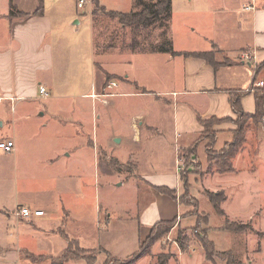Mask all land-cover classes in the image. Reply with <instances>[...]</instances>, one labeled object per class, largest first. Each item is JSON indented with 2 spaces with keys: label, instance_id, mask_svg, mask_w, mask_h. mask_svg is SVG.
<instances>
[{
  "label": "crops",
  "instance_id": "crops-1",
  "mask_svg": "<svg viewBox=\"0 0 264 264\" xmlns=\"http://www.w3.org/2000/svg\"><path fill=\"white\" fill-rule=\"evenodd\" d=\"M97 1L106 12L117 11L108 10L102 0ZM203 1L204 15L213 19L211 32H203L204 36H200L204 43L199 49L179 48L170 31L171 18L167 38L178 54L171 56L158 51L133 50L131 43L125 44L126 40L134 39L130 28L111 20L110 35H101L103 44H97L96 48L93 32L95 26L99 27L103 21L98 12L92 14L91 7L79 14L66 8L47 10L44 6L42 15H39L36 13L39 0H13L14 7L28 16L10 17L7 14L0 18V127L6 129L0 142L11 140L15 143L12 157L17 163L26 143H33L38 132L42 134L50 126L57 133H62L67 127L73 132L55 151L50 152L46 148L41 152L43 149L38 147L31 148L27 154L30 161L29 165L25 163L27 166L39 164L63 169L54 175L46 173L47 176L42 178L40 185L43 188L40 190L46 195V202L51 203L56 189L63 207L74 209L85 205L81 197L75 196L78 186L74 179L85 175L86 171L90 173L92 161L94 166H99L100 147L101 153L111 154L124 147L143 152L155 143L167 144L169 140L163 122L167 110L172 114L170 125L175 139L178 171L156 178L145 176L144 180L147 179L153 190L170 188L179 198V188L185 191L182 181L185 167H181L180 151L188 149L204 131L199 119H233L236 115L231 105L233 91H246L248 94L241 100L243 111L248 115L255 113L254 95L250 91L255 76L254 64L264 59V0ZM131 2V8L126 12L138 10L135 0ZM252 4L254 10H244ZM173 10L172 3L171 16ZM159 34L152 36L151 41L158 42ZM215 49L233 63L215 68L203 58L183 55ZM246 51L255 53L256 60L252 66L239 59ZM182 70L184 77L181 76ZM112 82L117 86L108 90L107 86ZM41 87L46 89V95L40 93ZM108 98H146L152 112L133 115L126 128H114L111 123L112 133L103 135L104 140L96 145L87 128L84 130L82 126L91 121L98 129V121L100 125L108 122L109 108L115 109L116 103H120L113 99L111 107ZM41 101L46 104L44 107L40 106ZM115 112L117 115L112 121L119 123L121 112L116 109ZM220 129L230 132L226 127L215 130ZM78 138L83 141L80 145L76 142ZM150 181H160L161 185H153ZM33 205L16 202L15 210L28 207L33 211L43 210L44 215L17 218L13 214L15 211L11 216L5 212V206L0 208V256L5 258L12 253L17 254L20 264H37L28 256H53L57 244L54 238L57 232L51 227L53 220L47 216L44 207L37 206L36 201ZM64 211L69 218L71 209ZM11 217L15 218L17 225L14 229L8 226ZM67 223L61 224L64 230H58L64 240L65 235L69 239L71 237L65 232L70 230ZM72 239L80 242L76 237ZM67 245L68 240L63 245L65 252ZM24 253H27L26 258L22 257ZM18 260H15L17 264ZM0 264H4L2 260Z\"/></svg>",
  "mask_w": 264,
  "mask_h": 264
},
{
  "label": "rangeland",
  "instance_id": "rangeland-1",
  "mask_svg": "<svg viewBox=\"0 0 264 264\" xmlns=\"http://www.w3.org/2000/svg\"><path fill=\"white\" fill-rule=\"evenodd\" d=\"M42 1L47 10L66 8L81 14L91 7L92 14H101L103 22L99 27L95 26L93 32L96 48L97 44H103L101 35H110V20L119 25L118 20L105 16L101 12L102 8L92 0L84 10L77 8L76 0ZM102 1L108 10L126 12L132 6L131 0ZM147 2L151 4L156 0ZM172 2L174 10L170 31L176 38V46L199 49L204 43L200 36H204L203 32H211L210 23L213 21L204 15V1ZM259 3L260 1L258 5ZM14 6L13 0H0V18L10 15L12 9L13 12L20 11L13 8ZM164 30L167 31V22L159 21L144 32L146 35L150 33L155 36ZM139 34L140 38L143 37V31ZM159 39L156 38V41H160ZM126 43L132 42L126 40ZM211 55L218 65L233 63L218 49L213 50ZM255 72L259 74L257 83L261 82L264 77V59L255 62L253 74ZM181 76L184 77L183 70ZM113 99L108 98L110 104ZM114 101H120L115 106L122 116L119 123L112 121L117 114L115 109L109 108L111 112L106 117L108 122L104 121L100 125L98 121V129L91 121L82 126L84 130L87 128L96 145L104 140L103 135L109 136L112 133V124L114 128H126L133 115L152 112L146 98H115ZM45 105L43 101L40 102V106ZM167 113L163 120L169 140L167 144L155 143L143 152L124 147L111 154L101 153L100 147L99 166H94L92 161L90 173L86 171L85 175L81 174L74 179L78 186L75 196L85 201L84 206L74 209L62 206L56 189L52 193L51 203L46 202V195L40 190L43 188L40 184L42 178L47 176L46 173L54 175V172L63 170L61 167L48 168L39 164L27 166L30 164L27 154L31 148L39 147L43 149L41 152L46 151V148L50 152L55 151L56 147L65 143L66 136L73 134L68 127L62 133H57L53 126L44 129L42 134L38 132L35 140H32L33 143H26L17 163H14L13 153H5L0 149V208L5 206V212L12 216L16 202L34 206L36 201L37 206L46 209L47 216L53 220L51 227L57 232L54 237L57 244L53 256H33L37 264H63L59 257L65 252L66 247L63 245L67 240H64L62 232L58 230H64L61 224L66 222L70 230L65 232L71 236L70 239L78 238L80 247L87 248V252L80 253L79 258L67 261L66 264H104L107 253L124 262L132 258L139 249H144L146 254L134 264H159L158 258L167 259L166 264H264V116L258 120L251 117L244 119L246 143L233 161L232 166L235 169L232 173L218 172L219 163L224 158L220 150L223 141L228 138H222L218 142L220 145L213 144L212 132L219 127H226L230 131L237 130L240 125L237 114L233 119L209 120L207 128L204 127V131L196 139L200 148L198 152L192 149L193 144L180 151L181 167H185L187 179L192 184L190 195L184 198L185 204H182L159 193L157 189L153 190L147 179L144 180L145 176L156 178L160 175H173L178 171L175 139L170 125L172 114L168 110ZM220 131L223 130H217ZM5 132L6 129L0 127V141L4 139ZM76 142L80 145L83 141L78 138ZM192 151H195V156L191 155ZM159 182L150 181L156 186L161 185ZM209 193H216L214 203L211 202ZM183 194V190L179 188L178 196L181 198ZM30 199L32 200L29 201ZM62 200L68 203L64 198ZM215 203L219 207L217 210L214 208ZM70 209L68 218L64 210ZM11 219L8 220V226L17 227L15 218ZM167 220H175L172 229L156 237L154 243H144L151 233V227L157 222ZM203 239L214 244L215 254L211 260L205 258ZM26 255L24 253L22 257L26 258ZM18 259V255L13 253L5 258L0 256L4 264H17L15 260Z\"/></svg>",
  "mask_w": 264,
  "mask_h": 264
},
{
  "label": "trees",
  "instance_id": "trees-1",
  "mask_svg": "<svg viewBox=\"0 0 264 264\" xmlns=\"http://www.w3.org/2000/svg\"><path fill=\"white\" fill-rule=\"evenodd\" d=\"M42 0H39V8L37 9L36 13L39 15H42L43 9H44V4H42ZM93 3L99 6V3L97 0H92ZM136 2V8L138 10L136 11H129V12H117V11H109L106 12L104 8H102V12L107 15L109 18H113L118 20V22L122 25V27H128L130 28L132 34L134 35V39H132L131 47L133 50H137V47H140V52H163V53H168L171 56H176L178 55L172 46V41L167 38L168 35V30H169V25L171 21V10H172V0H156L155 3H148L145 0H135ZM15 8V7H13ZM28 16V15H23L22 12H12L10 13V17L14 16ZM159 21H166L167 22V31L164 30L162 31L158 37L160 38V41L154 42L151 41L152 34L147 33L145 34L144 30L153 28ZM143 31V37H139V33ZM185 57L191 56L195 58H200L206 60L209 64H211L213 67L217 68L218 64L216 60H214V57L211 55V52H202V53H191L187 52L183 54ZM259 74L258 72H255V76L252 81V87L250 93H253L254 95V103L256 104V109L254 114H246L243 111L242 105H241V100L242 97L247 95L248 93L246 91H237L232 93V99H231V105L233 108V111L238 115V118L240 120V125L237 130L235 131H230V132H212V136L214 137L213 139V144L220 145L218 142L222 140V138H228V140L223 141V147L220 150L221 155L224 157L222 162L219 163L218 167V172L221 173H232L234 171V166H232L233 161L236 159L237 155L240 153L241 148L245 145L246 143V135L244 132V119L245 118H252V119H261L264 116V85L263 87H257L255 84L257 83ZM264 84V77L262 80ZM209 120L211 121H217L214 118H209V119H199L203 127L208 126ZM192 149H200L197 140L193 143ZM195 151H192L191 155L195 156ZM198 152V150H197ZM182 181L184 183V194L181 196V198L176 197V193L171 190L168 187H161L158 188L157 190L160 193H163L170 198H173L175 201L178 200L180 203L185 204L183 201L184 198L190 195V182L187 179V171L183 172L182 175ZM209 197L211 199V202L214 203V199L216 198V193H209ZM215 210L219 209L218 205L215 203L214 204ZM176 220V219H175ZM175 220L172 221H162L156 223L153 227H151V233L148 235L147 240L144 243L149 242L154 243L156 240V237H159L162 235V233L168 232L169 229H172L173 224L175 223ZM65 238L68 240V245H67V250L66 252L59 257V259L64 263L67 261H72L73 259L79 258L80 253H85L87 252V248L84 249L80 247L79 242L75 239L69 240V238L65 235ZM203 243V249H204V254L205 258L211 260L214 257L215 254V249H214V244L211 242L204 241L202 240ZM74 247V250L72 248ZM146 254L144 249H139L137 253H135L132 258L122 262L119 259L113 258L110 254L107 253V258L106 262L104 264H134L139 259H141L144 255ZM28 259L30 261H34L32 256H28ZM159 259V264H166L167 259ZM95 261V260H94ZM96 262V261H95ZM111 262V263H110Z\"/></svg>",
  "mask_w": 264,
  "mask_h": 264
},
{
  "label": "built area",
  "instance_id": "built-area-1",
  "mask_svg": "<svg viewBox=\"0 0 264 264\" xmlns=\"http://www.w3.org/2000/svg\"><path fill=\"white\" fill-rule=\"evenodd\" d=\"M90 1L91 0H77V8L78 9H82L84 10L85 7L90 4ZM244 10H254V5H247ZM242 62L248 64V63H251V66H252V62L255 59V53L251 52V51H246V52H242L241 55H240V58H239ZM263 82H258L255 84V86L257 87H263ZM117 84L115 82H112L111 84H109L107 86V89L108 90H112V88L116 87ZM40 93L43 94V95H46V89L44 87H41L40 88ZM108 96V95H107ZM111 96V95H109ZM0 149L3 150L5 153H12L15 149V143L11 140L7 141V142H0ZM15 216L17 218H29L31 216H34V217H40L42 215H44V211L43 210H40V211H33L31 210L30 208L28 207H24V208H18L17 210H15L14 212Z\"/></svg>",
  "mask_w": 264,
  "mask_h": 264
},
{
  "label": "water",
  "instance_id": "water-1",
  "mask_svg": "<svg viewBox=\"0 0 264 264\" xmlns=\"http://www.w3.org/2000/svg\"><path fill=\"white\" fill-rule=\"evenodd\" d=\"M251 66V63H248Z\"/></svg>",
  "mask_w": 264,
  "mask_h": 264
}]
</instances>
